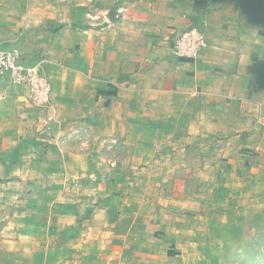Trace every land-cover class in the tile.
Returning a JSON list of instances; mask_svg holds the SVG:
<instances>
[{"label": "crops", "instance_id": "1", "mask_svg": "<svg viewBox=\"0 0 264 264\" xmlns=\"http://www.w3.org/2000/svg\"><path fill=\"white\" fill-rule=\"evenodd\" d=\"M190 26L208 47L174 55ZM0 45L51 83L36 106L0 75L16 226L98 227L154 260L167 222L264 201V0H0Z\"/></svg>", "mask_w": 264, "mask_h": 264}, {"label": "rangeland", "instance_id": "2", "mask_svg": "<svg viewBox=\"0 0 264 264\" xmlns=\"http://www.w3.org/2000/svg\"><path fill=\"white\" fill-rule=\"evenodd\" d=\"M239 207L245 209L195 213L177 220L176 229L167 222V241L175 249L174 243L164 245L154 260L127 243L117 245V237L97 233L98 227L88 226L80 235L73 228L63 238L0 216V264H264V201L243 198Z\"/></svg>", "mask_w": 264, "mask_h": 264}, {"label": "built area", "instance_id": "3", "mask_svg": "<svg viewBox=\"0 0 264 264\" xmlns=\"http://www.w3.org/2000/svg\"><path fill=\"white\" fill-rule=\"evenodd\" d=\"M208 47L204 34L195 26L179 32L172 43V53L179 57L194 58ZM0 75H9L15 83L26 84L30 88V100L36 106H44L51 101V83L41 73L40 66L26 65L19 58L16 49H5L0 45Z\"/></svg>", "mask_w": 264, "mask_h": 264}]
</instances>
